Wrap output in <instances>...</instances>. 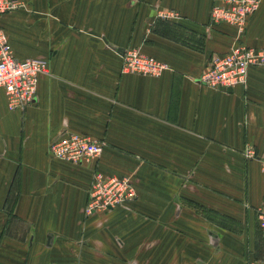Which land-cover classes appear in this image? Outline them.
Instances as JSON below:
<instances>
[{"label": "crops", "instance_id": "crops-1", "mask_svg": "<svg viewBox=\"0 0 264 264\" xmlns=\"http://www.w3.org/2000/svg\"><path fill=\"white\" fill-rule=\"evenodd\" d=\"M0 16L17 60L41 59L34 103L9 112L0 90V264H245L264 261V67L227 90L197 83L235 38L210 26L214 0H17ZM174 13L175 18H163ZM242 40L264 47V0ZM138 49L167 66L120 74ZM66 134L101 146L53 159ZM127 179L135 199L86 217L91 178Z\"/></svg>", "mask_w": 264, "mask_h": 264}, {"label": "built area", "instance_id": "built-area-1", "mask_svg": "<svg viewBox=\"0 0 264 264\" xmlns=\"http://www.w3.org/2000/svg\"><path fill=\"white\" fill-rule=\"evenodd\" d=\"M262 0H214L209 11V25H228L235 30V38L221 56L211 57L206 70L199 75L197 83L209 89L227 90L245 84L247 70L251 67H264V47L252 48L245 45L242 35L247 21ZM25 9L17 0H0V16L15 10ZM163 18H175L174 13H163ZM167 66L152 57L139 53L138 49H124L120 54V74H137L156 78ZM48 74L46 60H17L11 51L5 33L0 29V90L4 94L7 111H23L34 103L37 79ZM99 143L77 134H66L48 146L49 155L71 165H79L99 156ZM244 156L259 162L264 175V161L256 159L251 147ZM135 192L127 179L102 177L95 174L87 192L84 208L86 217L105 213L135 199ZM257 223L264 232V178L260 205L257 208ZM245 264H264V261H246Z\"/></svg>", "mask_w": 264, "mask_h": 264}]
</instances>
